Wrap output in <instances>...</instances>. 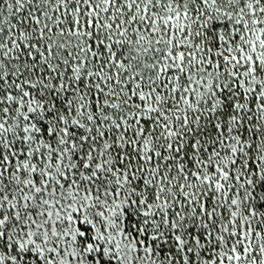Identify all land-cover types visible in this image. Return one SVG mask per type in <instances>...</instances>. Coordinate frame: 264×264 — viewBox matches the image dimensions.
<instances>
[{
    "label": "snow or ice",
    "instance_id": "1",
    "mask_svg": "<svg viewBox=\"0 0 264 264\" xmlns=\"http://www.w3.org/2000/svg\"><path fill=\"white\" fill-rule=\"evenodd\" d=\"M0 264H264V0H0Z\"/></svg>",
    "mask_w": 264,
    "mask_h": 264
}]
</instances>
